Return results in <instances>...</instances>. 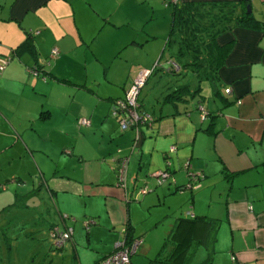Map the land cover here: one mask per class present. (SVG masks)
Instances as JSON below:
<instances>
[{
    "label": "crops",
    "instance_id": "1",
    "mask_svg": "<svg viewBox=\"0 0 264 264\" xmlns=\"http://www.w3.org/2000/svg\"><path fill=\"white\" fill-rule=\"evenodd\" d=\"M118 1L0 0V56H9L0 71V241L10 215L44 199L58 213L61 207L70 210V197L99 194L117 222L122 216L117 196L130 195L142 182L151 193L141 202L163 203L159 211L172 217L168 230L187 211L217 219L210 264H264V0H177L225 2L223 8L229 5L232 13L250 12L260 27L234 25L216 36L219 44L229 46L212 81L190 78L186 70L180 79L171 78L165 62L158 64L165 76L158 75L152 109H146L151 124L129 126L132 132L122 138L136 129L138 138L115 151L117 120L110 112L120 91L94 90L93 81L77 86L58 70L80 66L71 51L75 47L93 49L91 43L106 26L128 22ZM26 36L33 52L27 44L17 46ZM53 47L57 52L50 56ZM164 50L167 58L175 47L162 45L160 54ZM83 62L86 66V58ZM33 64L42 68L36 74L28 70ZM187 78L191 90L198 88L188 100L161 101L164 90ZM86 90L94 96H75L88 95ZM201 91L206 95H198ZM79 117L87 124L79 123ZM123 154L127 164L120 187L115 166ZM162 169L168 175L158 184L155 172ZM189 171L196 177L193 187L185 186ZM135 194L143 195L136 188ZM60 219L62 225L69 221ZM51 224L58 223L47 227ZM72 236L73 226L69 240Z\"/></svg>",
    "mask_w": 264,
    "mask_h": 264
},
{
    "label": "rangeland",
    "instance_id": "2",
    "mask_svg": "<svg viewBox=\"0 0 264 264\" xmlns=\"http://www.w3.org/2000/svg\"><path fill=\"white\" fill-rule=\"evenodd\" d=\"M118 3V11L128 22L116 27L106 26V31L100 32L99 37L91 43L93 49L87 47L85 51L83 49L85 46L80 45L71 50L78 54L80 66L59 68L61 78H70L73 83L78 84L77 86L83 83L90 85L93 81L94 90L98 88L107 93L111 87L112 93L119 90L120 95H123L139 71L150 68L154 63H164L167 52L164 50L160 54V49L168 31V10L171 0H119ZM116 45L117 48L112 50ZM93 50L96 54L91 53ZM72 58L75 60V55ZM85 58L86 66L83 62ZM159 74L161 70L155 68L139 87L140 109H152ZM171 78L180 79L181 76L171 74ZM86 92L88 95L76 93L75 96L88 97L89 93L94 96L93 92L88 90ZM198 95L206 94L201 91ZM114 122L116 136L112 143L115 151H120L124 145L131 147V139L135 138V134L131 133L127 139L122 137L132 132L133 128L123 130L120 129L118 122ZM62 164L63 162H60L61 166ZM143 185L141 182L136 184L135 188ZM135 188H132L134 192L130 195L117 196L122 206V216L117 215V222L107 212L104 206L106 198L102 195H90L87 199L80 200L70 197L69 200L72 202L70 210L61 207L59 212L61 215H67L69 221L66 224L73 226V236L71 240L70 238L65 240L61 248L53 247L47 234V225L50 223H58L53 225L60 230L63 229L61 215L50 206V201L44 199L45 202L41 201L38 205L21 208L23 213L20 209L18 213L10 215L8 226L2 227L3 230L7 229L0 241L2 263L91 264L100 253L111 251L115 244L122 240L123 228H127L128 217L133 237L140 238V245L130 255V264H160L159 259H165L169 251V244L164 247L166 248L164 251L159 250L172 217L164 216V212L159 211L163 207L161 202L157 204L141 202L151 191L136 196ZM203 255L204 250L199 246L194 252L193 260H199Z\"/></svg>",
    "mask_w": 264,
    "mask_h": 264
},
{
    "label": "trees",
    "instance_id": "3",
    "mask_svg": "<svg viewBox=\"0 0 264 264\" xmlns=\"http://www.w3.org/2000/svg\"><path fill=\"white\" fill-rule=\"evenodd\" d=\"M224 6H226L225 2H216L213 5L204 2L171 0L170 24L164 38L163 48L175 47L172 56L177 60L179 70H167V73L180 75L186 70L189 71L190 78L212 81L213 76L216 75V68L221 63L229 46L228 43L219 44L216 41V36L234 25L255 29L260 27L259 21L250 12L242 9L235 14L229 9V5L227 8H223ZM26 44L33 52L32 42L28 36L17 46ZM158 66L153 67L151 72L155 68H159ZM190 78L183 82H174L173 86L161 94V101L174 104L180 100H188L193 91L198 89L197 87H194L193 90L190 89ZM137 102L139 103L138 97ZM216 225L217 219L207 215L186 213L176 216L160 246L159 251H164L166 249L164 247L167 244L170 245L167 257L162 258L163 260L159 259L160 264H210ZM125 235L128 238L132 236L128 227H125ZM199 246L203 248L204 255L199 260H193L194 252ZM155 261L157 260L155 259Z\"/></svg>",
    "mask_w": 264,
    "mask_h": 264
},
{
    "label": "built area",
    "instance_id": "4",
    "mask_svg": "<svg viewBox=\"0 0 264 264\" xmlns=\"http://www.w3.org/2000/svg\"><path fill=\"white\" fill-rule=\"evenodd\" d=\"M56 48L53 47L50 49V56L56 53ZM9 56L3 55L0 56V71L4 67L7 62ZM48 61H46L47 63ZM164 69L165 70H179V64L177 60L169 56L164 60ZM158 64L154 63L150 68H143L138 72L134 82L128 87L122 97H117L112 100V108L111 115L114 116L119 124L120 129H125L129 126L138 125H150L153 119L152 114L145 109H140L137 97L138 90L142 83L145 81L146 77L150 74L151 69ZM161 66V65H160ZM41 67L37 65H32L28 67L29 72L34 74L38 73ZM44 78V75H42ZM227 91L228 88H225ZM202 110L201 106H199ZM79 123L87 124L88 120L84 117L78 118ZM138 128V127H137ZM136 138H138V132L136 129ZM172 148V146H170ZM127 164V156H122L117 159L115 171H116V183L120 187H124L125 185V169ZM156 173V183L162 182L168 175V172L165 169L158 170ZM196 184V177L193 176V173L189 171V180L185 183L187 187H193ZM147 187L137 186L136 191L138 193H145L147 191ZM187 214L190 212L187 211ZM66 215H61V217H65ZM124 234L122 240L117 242L114 248L101 256L98 260H96L93 264H130V255L136 250V248L140 245V238L138 236L127 237L125 235V228H123ZM72 228L69 225H64L63 229H59L57 226L53 225L48 228L47 234L51 239V245L55 248H60L64 241L71 237ZM233 259V256H231Z\"/></svg>",
    "mask_w": 264,
    "mask_h": 264
},
{
    "label": "water",
    "instance_id": "5",
    "mask_svg": "<svg viewBox=\"0 0 264 264\" xmlns=\"http://www.w3.org/2000/svg\"><path fill=\"white\" fill-rule=\"evenodd\" d=\"M248 11H249V8H248Z\"/></svg>",
    "mask_w": 264,
    "mask_h": 264
}]
</instances>
